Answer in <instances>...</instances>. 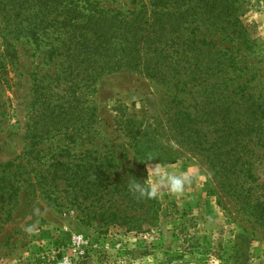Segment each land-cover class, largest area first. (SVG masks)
Masks as SVG:
<instances>
[{"label":"trees","instance_id":"16d2710c","mask_svg":"<svg viewBox=\"0 0 264 264\" xmlns=\"http://www.w3.org/2000/svg\"><path fill=\"white\" fill-rule=\"evenodd\" d=\"M235 2L150 0L115 8L67 0L49 20L47 41L42 40L48 68L33 78L23 146L2 165L8 183L2 188L39 192L47 201L63 199L61 186L70 187L68 198L74 202L81 191L101 205L115 200L114 194L128 198L135 208L128 218L109 210L111 203L93 213L105 225L125 226L126 219L141 218L138 209L145 217L155 214L154 199L137 198L115 183L116 157L92 148L98 129L90 96L104 77L125 72L151 80L165 97L151 121L123 124L139 165L149 156L152 163H173L179 152L201 155L219 187L237 198L241 209L256 210L264 220V176L258 175L264 158V92L255 93L254 72L246 73L241 59L251 40ZM14 56L13 50L0 56L2 80L8 73L5 57ZM79 145L82 150L72 151Z\"/></svg>","mask_w":264,"mask_h":264},{"label":"rangeland","instance_id":"374dc122","mask_svg":"<svg viewBox=\"0 0 264 264\" xmlns=\"http://www.w3.org/2000/svg\"><path fill=\"white\" fill-rule=\"evenodd\" d=\"M66 1L55 0L59 6L55 10L48 0H0V56L12 50L15 55L5 57L7 79L0 78V264H264V220L256 210L241 209L238 199L219 187L206 160L190 151L179 152L173 163L159 165L170 173L189 172L192 183L182 194L163 190L153 200L155 214L145 217L138 209L141 218L126 219L125 226L105 225L100 217L93 218L109 203V210L128 218L135 208L121 195L114 194L115 200L101 205L81 191L78 204L68 198L69 186L60 187V201H47L39 192L27 195L24 190L2 188L8 186L2 165L23 146L33 78L48 68L42 40L47 41L49 20L57 17ZM88 1L100 7L130 8L150 0ZM235 4L236 16L251 40V49L246 48L241 59L246 73L254 72L250 83L256 85L255 93L264 92V0ZM90 98L96 106L98 133L92 137L94 146L86 147L116 157L115 183L129 189V178L144 180L147 171L133 155L123 124L128 119L151 121L163 106V91L147 78L117 72L104 77ZM122 170L124 174L118 175ZM259 170L263 177L264 158Z\"/></svg>","mask_w":264,"mask_h":264},{"label":"clouds","instance_id":"9594fccd","mask_svg":"<svg viewBox=\"0 0 264 264\" xmlns=\"http://www.w3.org/2000/svg\"><path fill=\"white\" fill-rule=\"evenodd\" d=\"M154 160L149 156L143 161L146 164V179L129 178V191L137 198L156 199L165 189L172 194H182L186 185L192 183L194 177L189 172L180 174L167 172L159 163H152Z\"/></svg>","mask_w":264,"mask_h":264},{"label":"built area","instance_id":"2783aa9c","mask_svg":"<svg viewBox=\"0 0 264 264\" xmlns=\"http://www.w3.org/2000/svg\"><path fill=\"white\" fill-rule=\"evenodd\" d=\"M76 239H78V238H76Z\"/></svg>","mask_w":264,"mask_h":264}]
</instances>
